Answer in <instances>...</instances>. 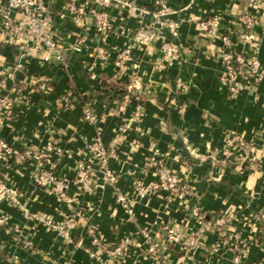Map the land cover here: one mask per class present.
Segmentation results:
<instances>
[{
  "label": "crops",
  "instance_id": "obj_1",
  "mask_svg": "<svg viewBox=\"0 0 264 264\" xmlns=\"http://www.w3.org/2000/svg\"><path fill=\"white\" fill-rule=\"evenodd\" d=\"M126 1L144 13L124 7ZM47 2L57 38L72 45L84 35L86 46L71 53L65 63L55 57L45 62L38 53L22 58L8 41L0 14V68L13 71L6 90L0 93L13 106L8 116L0 114L1 136L16 151L41 152L48 144L57 145L63 152L47 166L57 177L69 180L77 162L89 159L91 146L100 139L104 147L114 148L108 164L117 182L90 193L69 187L71 194H77L86 224L68 242L33 217L59 223L67 214L53 192L34 183L38 163L30 160L18 166L11 160L10 166L0 164L8 187L22 195L21 205L28 212L25 215L0 200V219H7L0 224V264L13 255L20 264H264V77L237 96H230L220 83L225 71L221 34H231L235 50L257 52L264 63V7L246 0H115L110 9L113 29L104 35L89 15L83 26L77 25L65 7L67 0ZM159 2L169 8L167 18L177 23L178 34L157 27L159 39L147 46L135 45L121 73L116 64L118 53L133 44L139 22L152 23L151 13ZM81 3L89 6L92 0ZM7 4L8 0H0L2 7ZM218 13L222 15L219 33L202 32L199 23ZM244 14L254 17L256 25L254 38L242 43L236 33ZM11 16L20 19L15 11ZM162 40L177 45L180 55L166 70L158 71ZM106 78L127 83L136 95L125 101L111 98L103 92ZM177 79L183 88L176 86ZM87 105L95 115L94 123L83 118ZM137 106L141 107L140 119L119 133ZM230 134L241 137L245 145L227 148ZM155 156L187 184L189 193L180 198L160 189L132 199L128 212L116 200L115 189L131 199L137 180L146 185L157 181ZM98 179L103 182L101 174ZM195 207L206 215V227L193 215ZM218 215L230 219L223 228L225 237L218 226H207ZM166 225L183 236L202 231L198 246L189 249L169 243ZM93 227L111 247L131 239L122 260L105 254L99 260L91 255L87 231ZM19 233L28 237L30 251L18 243ZM146 234L158 243L155 252L149 250ZM235 248L246 249L240 262L235 260Z\"/></svg>",
  "mask_w": 264,
  "mask_h": 264
},
{
  "label": "built area",
  "instance_id": "obj_2",
  "mask_svg": "<svg viewBox=\"0 0 264 264\" xmlns=\"http://www.w3.org/2000/svg\"><path fill=\"white\" fill-rule=\"evenodd\" d=\"M48 0H8L6 7L0 5V14L2 17V28L8 41L13 45L17 54L24 58L34 53L42 56L45 62H49L51 57H55L59 63H65L69 59L71 53L82 51L86 46V36H80L75 44H68L64 38H57L54 29L53 16L49 9ZM252 5L264 7V0H246ZM115 0H92L91 5L82 4L81 0H67L66 9L75 17V22L79 26L84 25L85 18L89 15L96 26L98 32L107 35L113 29V20L110 9L114 5ZM123 6L131 10L144 13L142 8L130 3L123 2ZM15 11L20 15V19L13 18L11 12ZM169 8L165 3H157V8L152 15V23L145 24L139 22L138 27L133 33V44H127L118 53L117 67L121 73L126 71V64L130 60V52L135 45L147 46L161 36L157 27L163 28L171 35L178 34L177 23L167 18ZM222 21L221 13L213 14L207 19L199 23V29L202 32L218 34ZM239 30L237 35L242 39V43L251 41L253 36V28L256 25L254 17L248 14L239 17ZM223 45L222 59L225 64V71L220 77L221 85L227 90L230 96H237L245 92L252 86H256L264 77V63H262L257 52L248 53L243 50H235L233 47V36L231 34H221ZM161 59L156 64L158 71H164L170 67L173 61L180 55V49L177 45L162 40L160 46ZM101 59L106 58L105 52L100 51ZM21 66L20 63L17 64ZM92 67L88 70L91 71ZM13 76V71H6L0 68V93L6 90V82ZM176 86L181 89L184 87L182 81L177 79ZM42 88H44L42 86ZM68 101V100H67ZM13 110L11 101L7 96L0 98V114L8 116ZM184 111V108H180ZM141 116V107L137 106L132 118L119 128V133L123 134L130 128L134 121H138ZM83 118L89 122H95L96 118L93 110L87 105L83 109ZM100 139L96 141V146H91L89 159H82L77 162L75 167V175L72 180L57 177L50 167L55 156H59L63 151L55 144H48L46 149L41 152L31 149H23L21 151L14 150L1 136L0 132V164L6 167L10 166V161L14 160V164L21 166L30 160L38 163L34 172V183L40 187L53 192L59 203L67 209V214L62 222L56 223L52 219H41L37 215L33 216L36 220H41L47 226L56 230L59 236L68 242H72L74 234L86 224V216L79 206L77 194H71L69 187L75 186L86 192H92L102 188L104 184L114 186L117 182L116 174L109 168L108 159L114 156V148L104 147L100 143ZM245 145L241 137L230 134L226 138L227 148L235 149ZM153 163L157 166L158 179L151 184H144L142 180L134 183L133 195L131 199L115 189L114 195L117 201L126 206L128 212L132 199L144 198L153 195L158 190L168 191L169 194L177 195L180 198L186 197L189 189L186 183L173 171L166 166L158 157H153ZM98 174L102 175L103 182H99ZM21 194L17 190L8 187L2 172L0 171V200L6 201L10 205L18 207L28 214L27 209L21 205ZM193 215L198 219L202 227H206L205 215L195 207L192 210ZM230 219L225 215L215 217L213 223L207 222V226H218L221 236L225 237L226 228ZM6 224L7 219H0V224ZM167 241L171 244H178L183 247L194 249L198 246L199 238L202 231L183 236L173 226L166 225L164 227ZM20 232V231H19ZM89 251L92 256L102 260L101 254H105L111 259L122 260L128 252L132 241L130 238H124L115 246H108L98 234L96 228L88 229ZM150 241L149 250L155 252L158 250V243L151 241L149 234L145 235ZM18 243H21L26 250H31V244L27 236L19 233L17 236ZM237 256L235 260L240 262L245 258L246 249L235 248ZM104 260V259H103ZM106 264H115L107 263ZM4 264H20L17 256L13 255L7 258ZM191 264V263H188Z\"/></svg>",
  "mask_w": 264,
  "mask_h": 264
},
{
  "label": "trees",
  "instance_id": "obj_3",
  "mask_svg": "<svg viewBox=\"0 0 264 264\" xmlns=\"http://www.w3.org/2000/svg\"><path fill=\"white\" fill-rule=\"evenodd\" d=\"M102 87L104 93L111 94V98L117 101H125L126 99L136 95L133 90L128 89L127 83L121 81L115 82L106 78L102 80ZM204 217H206V215Z\"/></svg>",
  "mask_w": 264,
  "mask_h": 264
}]
</instances>
